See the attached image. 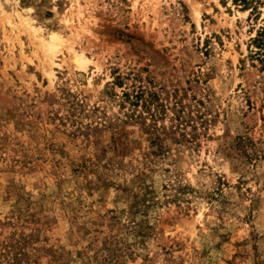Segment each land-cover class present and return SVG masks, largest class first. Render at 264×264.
I'll return each instance as SVG.
<instances>
[{"label": "rangeland", "instance_id": "rangeland-1", "mask_svg": "<svg viewBox=\"0 0 264 264\" xmlns=\"http://www.w3.org/2000/svg\"><path fill=\"white\" fill-rule=\"evenodd\" d=\"M263 29L264 0H0V264H264Z\"/></svg>", "mask_w": 264, "mask_h": 264}, {"label": "trees", "instance_id": "trees-1", "mask_svg": "<svg viewBox=\"0 0 264 264\" xmlns=\"http://www.w3.org/2000/svg\"><path fill=\"white\" fill-rule=\"evenodd\" d=\"M235 2L242 3L246 8L252 3V0H235ZM259 37L260 39H258V46L259 48H264V29L262 30ZM122 83L123 82L120 80V78L116 79V85L122 86ZM126 104H128L132 109V112L129 115L131 119H150L153 122L152 125L154 130L163 134L168 133L165 128L161 130V128L158 127L159 121L163 120L166 115H168L167 113L169 108L157 92H155L154 90H147L142 86L134 87L132 93H123L121 107H125ZM175 105L177 107L179 106L178 104ZM176 113L177 116L175 115L174 120L179 123L176 126H172L171 131L173 134L179 133V136H181L183 139H188L189 137L184 133V124L182 122V117L181 115H179V112Z\"/></svg>", "mask_w": 264, "mask_h": 264}, {"label": "bare ground", "instance_id": "bare-ground-1", "mask_svg": "<svg viewBox=\"0 0 264 264\" xmlns=\"http://www.w3.org/2000/svg\"><path fill=\"white\" fill-rule=\"evenodd\" d=\"M54 37V36H53Z\"/></svg>", "mask_w": 264, "mask_h": 264}]
</instances>
